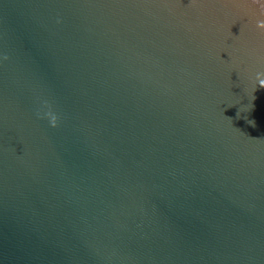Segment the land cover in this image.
<instances>
[{
  "label": "water",
  "instance_id": "water-1",
  "mask_svg": "<svg viewBox=\"0 0 264 264\" xmlns=\"http://www.w3.org/2000/svg\"><path fill=\"white\" fill-rule=\"evenodd\" d=\"M259 19L0 0V264H264Z\"/></svg>",
  "mask_w": 264,
  "mask_h": 264
},
{
  "label": "clouds",
  "instance_id": "clouds-1",
  "mask_svg": "<svg viewBox=\"0 0 264 264\" xmlns=\"http://www.w3.org/2000/svg\"><path fill=\"white\" fill-rule=\"evenodd\" d=\"M253 4L259 6L261 16H264V0H252ZM256 27L262 31H264V19H259L256 22ZM7 59V57H5ZM257 81L260 88H264V73H257ZM39 115V113H38ZM46 116L49 118V123L52 127L57 125V117L51 111L45 113ZM254 124V120L252 122Z\"/></svg>",
  "mask_w": 264,
  "mask_h": 264
}]
</instances>
